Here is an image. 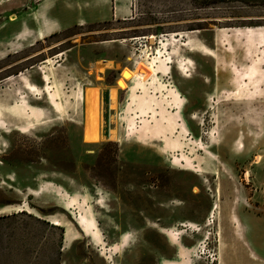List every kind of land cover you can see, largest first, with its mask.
I'll list each match as a JSON object with an SVG mask.
<instances>
[{
	"label": "rangeland",
	"instance_id": "374dc122",
	"mask_svg": "<svg viewBox=\"0 0 264 264\" xmlns=\"http://www.w3.org/2000/svg\"><path fill=\"white\" fill-rule=\"evenodd\" d=\"M39 1L0 0V32ZM128 5L0 53V264H264V0ZM99 62L152 74L111 103Z\"/></svg>",
	"mask_w": 264,
	"mask_h": 264
},
{
	"label": "crops",
	"instance_id": "0c3cea01",
	"mask_svg": "<svg viewBox=\"0 0 264 264\" xmlns=\"http://www.w3.org/2000/svg\"><path fill=\"white\" fill-rule=\"evenodd\" d=\"M8 1L9 8L12 0ZM130 0H40L35 6L14 15V21L1 24L0 41L7 42V47L0 48V53H12L16 47H27L34 41L42 40L54 33L74 25H82L95 21H113L130 17ZM62 8L64 11H62ZM92 11L91 13H88ZM64 13V14H63ZM77 16L75 17V15ZM81 14V15H79ZM263 93L264 84H256ZM14 104V103H13ZM35 108V107H33ZM38 109V108H35ZM41 110V109H40ZM9 116V115H8ZM264 132V130H263ZM260 143H258L259 145ZM256 147V146H255ZM260 150V149H259ZM264 151V148L262 149ZM256 157V155H253ZM256 167L261 168V173ZM254 183L264 188V155L255 164ZM262 194H254L259 199ZM250 233L254 229H263L264 223L257 218H248Z\"/></svg>",
	"mask_w": 264,
	"mask_h": 264
},
{
	"label": "bare ground",
	"instance_id": "6f19581e",
	"mask_svg": "<svg viewBox=\"0 0 264 264\" xmlns=\"http://www.w3.org/2000/svg\"><path fill=\"white\" fill-rule=\"evenodd\" d=\"M14 17H11L13 20ZM118 67V68H117ZM120 69V77L116 86L109 89V98L111 103L117 102L118 93L121 89H124L126 85L133 79L138 78L141 82L147 81L152 74V69L143 64L137 65L135 68H123L114 66L110 63L99 62L95 66V72L99 80L103 76L106 70ZM243 88V87H242ZM101 88L99 85H90L83 89V126H82V140L85 144L97 143L99 141V132L97 130V113L101 100ZM252 98H261L260 91L256 88L252 91ZM110 133V136L113 135ZM101 136V135H100ZM101 138V137H100ZM241 146V145H239ZM240 148V147H238ZM258 160V158H256ZM248 176V175H247ZM55 225H59L58 222H54Z\"/></svg>",
	"mask_w": 264,
	"mask_h": 264
},
{
	"label": "built area",
	"instance_id": "2783aa9c",
	"mask_svg": "<svg viewBox=\"0 0 264 264\" xmlns=\"http://www.w3.org/2000/svg\"><path fill=\"white\" fill-rule=\"evenodd\" d=\"M207 222H208L209 224L213 223V215H211L210 219H208ZM188 227H189V225L186 226V228H188ZM188 229H189V228H188Z\"/></svg>",
	"mask_w": 264,
	"mask_h": 264
}]
</instances>
